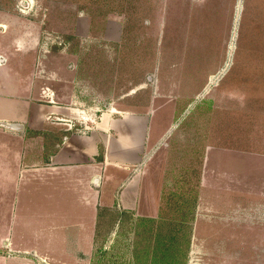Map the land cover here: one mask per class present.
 Segmentation results:
<instances>
[{
	"label": "rangeland",
	"instance_id": "1",
	"mask_svg": "<svg viewBox=\"0 0 264 264\" xmlns=\"http://www.w3.org/2000/svg\"><path fill=\"white\" fill-rule=\"evenodd\" d=\"M20 1L0 0L1 56L92 57L96 119L112 104L147 124L135 161L107 169L91 264H264V0L228 22L189 18V0Z\"/></svg>",
	"mask_w": 264,
	"mask_h": 264
},
{
	"label": "crops",
	"instance_id": "2",
	"mask_svg": "<svg viewBox=\"0 0 264 264\" xmlns=\"http://www.w3.org/2000/svg\"><path fill=\"white\" fill-rule=\"evenodd\" d=\"M191 2L189 18L205 21L223 14L228 22L236 0ZM17 46L10 62L0 55V121L23 127H0V264H91L100 209L113 198L103 179L108 168L121 164L112 159L135 161L141 154L145 118L121 116L104 104L96 119L100 105L92 57L80 58L66 47L48 56L30 50L22 57ZM123 127L133 136H120ZM136 177L115 186L125 188L116 199L128 208Z\"/></svg>",
	"mask_w": 264,
	"mask_h": 264
},
{
	"label": "water",
	"instance_id": "3",
	"mask_svg": "<svg viewBox=\"0 0 264 264\" xmlns=\"http://www.w3.org/2000/svg\"><path fill=\"white\" fill-rule=\"evenodd\" d=\"M19 6L22 9H28L29 3L26 0H21L19 2ZM0 127L11 131H21L23 128L22 125L19 123H7L3 121H0Z\"/></svg>",
	"mask_w": 264,
	"mask_h": 264
},
{
	"label": "bare ground",
	"instance_id": "4",
	"mask_svg": "<svg viewBox=\"0 0 264 264\" xmlns=\"http://www.w3.org/2000/svg\"><path fill=\"white\" fill-rule=\"evenodd\" d=\"M27 1V0H26ZM28 2V1H27Z\"/></svg>",
	"mask_w": 264,
	"mask_h": 264
}]
</instances>
